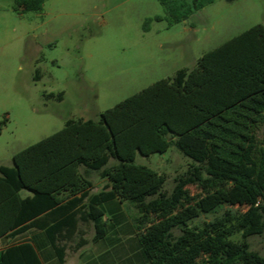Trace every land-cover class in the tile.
<instances>
[{
  "label": "trees",
  "instance_id": "1",
  "mask_svg": "<svg viewBox=\"0 0 264 264\" xmlns=\"http://www.w3.org/2000/svg\"><path fill=\"white\" fill-rule=\"evenodd\" d=\"M215 1L193 0L189 8L187 0H160L167 15L158 20L178 23ZM44 3L15 0L13 9L41 12ZM263 135L264 25L257 24L203 54L192 70L154 82L98 120H68L16 153L13 166L1 165L0 240L30 238L0 250V264H65L70 243L77 239L75 251L89 243L83 226H94V242L107 236L102 206L112 200L136 209L148 264H264L249 242L264 236ZM172 145L193 164L167 194L166 175L135 161ZM81 168L99 172L108 186L93 193ZM190 185L220 201L202 206ZM220 203L229 208L219 212ZM194 204L213 219L193 224Z\"/></svg>",
  "mask_w": 264,
  "mask_h": 264
},
{
  "label": "rangeland",
  "instance_id": "2",
  "mask_svg": "<svg viewBox=\"0 0 264 264\" xmlns=\"http://www.w3.org/2000/svg\"><path fill=\"white\" fill-rule=\"evenodd\" d=\"M187 2L192 6L193 0ZM14 3L0 0V166H13L16 153L61 130L68 120H98L101 112L154 82L192 70L203 54L230 38L264 25V0H216L174 24L158 20L167 15L160 0H45L41 12L22 14L14 11ZM135 162L165 174L167 194L193 164L174 145L163 154H138ZM81 172L93 181V193L104 188L99 172ZM188 189L201 196L202 206L220 201L216 192L205 196L195 185ZM112 207L102 206L113 227L110 239L95 244L94 226H83L90 245L75 251L77 239L70 243L66 264H148L137 245L136 209L130 201ZM216 208L222 212L229 206ZM194 210L199 214L193 224L214 217L195 204ZM249 242L264 255V236ZM105 250L110 251L99 258Z\"/></svg>",
  "mask_w": 264,
  "mask_h": 264
},
{
  "label": "crops",
  "instance_id": "3",
  "mask_svg": "<svg viewBox=\"0 0 264 264\" xmlns=\"http://www.w3.org/2000/svg\"><path fill=\"white\" fill-rule=\"evenodd\" d=\"M214 3V2H213ZM212 4V3H211ZM106 180V179H105ZM108 186V181L106 180V183H105V186H104V188L105 187H107ZM103 188V189H104ZM99 192V191H98ZM95 193H97V192H95ZM108 203H110V204H112V210H114V209H118V208H120V205L122 204L119 200H112L111 202H108ZM112 229H113V227H112ZM112 229H110V226H109V228H108V233H107V236L103 239V240H100V241H98V242H94L95 244H100V245H102V244H105V242H106V240H108V238L110 239V234H111V230ZM32 234H37V235H39V236H42V233L40 232V231H36V232H32ZM30 238V236H25V237H21V238H17V239H15V240H12V241H10V242H8L7 240H0V250H2L6 245H8V244H15V243H19V242H21V241H24V240H27V239H29ZM136 239H137V243H138V238H137V236H136ZM90 244L88 243L86 246H84V247H88ZM138 245V248H139V250H140V246H139V243L137 244ZM104 246V245H103ZM84 247H82L81 249H83ZM80 249V250H81ZM110 251V250H109ZM109 251L107 250H105L104 252H102L100 255H99V258H104L105 256H106V254H108L109 253ZM105 255V256H104ZM66 264V263H65Z\"/></svg>",
  "mask_w": 264,
  "mask_h": 264
}]
</instances>
